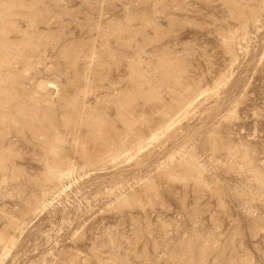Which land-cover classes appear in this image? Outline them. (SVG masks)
Returning <instances> with one entry per match:
<instances>
[{"label": "rangeland", "instance_id": "1", "mask_svg": "<svg viewBox=\"0 0 264 264\" xmlns=\"http://www.w3.org/2000/svg\"><path fill=\"white\" fill-rule=\"evenodd\" d=\"M0 264H264V0H0Z\"/></svg>", "mask_w": 264, "mask_h": 264}]
</instances>
